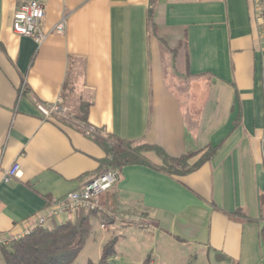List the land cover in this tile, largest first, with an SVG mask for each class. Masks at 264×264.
I'll return each mask as SVG.
<instances>
[{"label":"crops","instance_id":"1","mask_svg":"<svg viewBox=\"0 0 264 264\" xmlns=\"http://www.w3.org/2000/svg\"><path fill=\"white\" fill-rule=\"evenodd\" d=\"M24 1L0 0V172L19 165L10 182L0 180V242L22 237L51 201L100 174L104 153L79 123L36 109L61 98L76 115L86 105L85 122L100 138L159 146L172 157L216 147L183 176L123 167L91 226L99 219L117 234L146 229L143 264H264L257 0H156L155 33L149 0H35L46 31L66 18L64 34L39 45L11 30ZM167 57L187 83L180 93L163 80ZM144 157L161 164L154 152Z\"/></svg>","mask_w":264,"mask_h":264},{"label":"trees","instance_id":"2","mask_svg":"<svg viewBox=\"0 0 264 264\" xmlns=\"http://www.w3.org/2000/svg\"><path fill=\"white\" fill-rule=\"evenodd\" d=\"M156 0H149L147 9L148 28L155 33V25L152 20ZM261 7L259 15L263 22L259 25L260 36L264 41V0H257ZM264 56V50H263ZM262 84L264 86V63L262 68ZM80 113L75 114L74 119L78 123L85 122L86 105L81 104ZM104 153L100 161V173L106 169L121 170L128 165H144L161 171L168 175L183 176L194 172L207 162L214 154L216 147L207 146L204 149L189 152L178 157L168 155L161 147L149 144L134 145L113 135L105 138L91 137ZM154 152L161 160L156 166L145 157V152ZM95 211L79 210L73 222H52L50 227L46 225L37 227L29 234L13 240L8 245L0 246L3 261L0 264H69L83 249L89 239L92 226L90 217ZM240 214L235 211L233 215ZM53 221V220H51ZM108 221V220H104ZM112 240L102 248V254L98 264H105L108 257L113 253ZM221 259H226L220 255Z\"/></svg>","mask_w":264,"mask_h":264},{"label":"built area","instance_id":"3","mask_svg":"<svg viewBox=\"0 0 264 264\" xmlns=\"http://www.w3.org/2000/svg\"><path fill=\"white\" fill-rule=\"evenodd\" d=\"M259 13L261 7L258 9ZM45 17L44 5L35 0H26L21 3L11 16V30L18 36H24L32 39L36 44H41L46 40L48 35L64 34L66 18L62 16L59 22L50 30L46 31L43 26ZM36 109L44 118L60 117L65 120L74 119L75 114L71 109L67 108L61 98H57L54 102L38 103ZM79 128L89 137L97 134L96 128L79 123ZM19 170L18 164H13L8 169L0 172V180L8 183L16 175ZM119 178V172L113 169H106L99 175L88 180L82 188L67 193L60 199L51 201L44 209L43 213L37 217L35 223L28 228L24 234L27 235L37 227H43L48 221L59 220L64 216L74 215L79 210L95 211L99 208V198L114 186ZM101 228H105L103 225ZM0 242L6 246L13 240Z\"/></svg>","mask_w":264,"mask_h":264},{"label":"rangeland","instance_id":"4","mask_svg":"<svg viewBox=\"0 0 264 264\" xmlns=\"http://www.w3.org/2000/svg\"><path fill=\"white\" fill-rule=\"evenodd\" d=\"M164 55V54H163ZM165 56V55H164ZM164 68V82L172 89L180 90L186 88L181 71H174V67L167 59L163 58L162 64ZM105 221L95 219L92 221V232L90 238L86 241L83 249L76 255L74 260L69 264H98L100 250L112 240L113 250L117 251V258H114V253L108 257V261L105 264H143L145 258V251L147 248L144 246L145 234H148L146 229H141L142 234L123 233L121 227L119 228V234L117 231H105L100 227V224ZM114 237L111 238L112 234ZM116 235V236H115ZM145 237H144V236ZM149 253V252H147ZM111 259V260H110Z\"/></svg>","mask_w":264,"mask_h":264}]
</instances>
